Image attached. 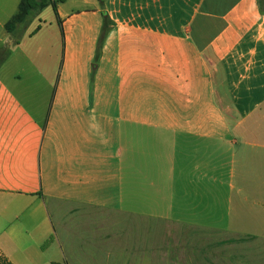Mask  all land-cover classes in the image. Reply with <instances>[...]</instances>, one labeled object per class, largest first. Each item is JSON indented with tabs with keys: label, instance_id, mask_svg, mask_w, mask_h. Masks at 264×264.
<instances>
[{
	"label": "crops",
	"instance_id": "1",
	"mask_svg": "<svg viewBox=\"0 0 264 264\" xmlns=\"http://www.w3.org/2000/svg\"><path fill=\"white\" fill-rule=\"evenodd\" d=\"M21 1L0 0L9 262L264 264L260 0L65 1L57 31L8 33Z\"/></svg>",
	"mask_w": 264,
	"mask_h": 264
},
{
	"label": "trees",
	"instance_id": "2",
	"mask_svg": "<svg viewBox=\"0 0 264 264\" xmlns=\"http://www.w3.org/2000/svg\"><path fill=\"white\" fill-rule=\"evenodd\" d=\"M102 3V0H98ZM65 3V0H22L19 6L18 14L7 24L8 33H13L18 29V26L24 24L28 18L35 14L38 15L48 8H52L55 15L58 16V6ZM261 9L264 10V0H260ZM105 29H108L106 24ZM7 58L6 55L0 59V64ZM0 264H12L0 251Z\"/></svg>",
	"mask_w": 264,
	"mask_h": 264
},
{
	"label": "rangeland",
	"instance_id": "3",
	"mask_svg": "<svg viewBox=\"0 0 264 264\" xmlns=\"http://www.w3.org/2000/svg\"><path fill=\"white\" fill-rule=\"evenodd\" d=\"M65 1H66V4L63 5L61 9V12L63 14H68V13H71L73 10H75V8L77 7V5L75 4V1L77 0H65ZM82 7L83 5H80V8ZM40 14H41V24L47 23L46 29L48 31L53 30V29H56V31L58 30L57 21H56L57 16L55 15L52 8H48ZM51 24H53V26H50ZM244 264H248V263L245 262Z\"/></svg>",
	"mask_w": 264,
	"mask_h": 264
}]
</instances>
